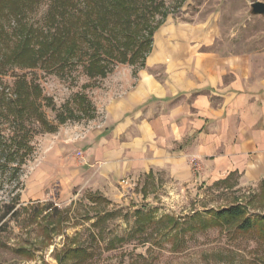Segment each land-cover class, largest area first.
Masks as SVG:
<instances>
[{
  "label": "rangeland",
  "instance_id": "374dc122",
  "mask_svg": "<svg viewBox=\"0 0 264 264\" xmlns=\"http://www.w3.org/2000/svg\"><path fill=\"white\" fill-rule=\"evenodd\" d=\"M256 2L264 0H188L166 24L172 18L184 25L218 21L227 47L264 48V16L252 14ZM23 3L0 0L2 33L20 14L37 29L47 30L58 20L56 0L30 2L29 8ZM61 6L73 9L71 3ZM118 66L131 69L134 79L142 70ZM111 74L92 80L78 66L67 71L15 68L0 77L8 89L20 77L38 84L41 108L58 127L54 134L32 127L34 150L18 174L10 156L0 151V264H264V177L247 181L231 174L183 186L166 174L151 173L115 189L75 187L73 173L66 170L75 157L69 142L75 127L102 117L103 98L123 88L121 79H113V86ZM80 95L89 101L83 112ZM59 115L69 118L66 124ZM16 129L0 119L2 137H13ZM232 207L242 208L244 217L218 216ZM246 218L254 225L242 231Z\"/></svg>",
  "mask_w": 264,
  "mask_h": 264
},
{
  "label": "crops",
  "instance_id": "0c3cea01",
  "mask_svg": "<svg viewBox=\"0 0 264 264\" xmlns=\"http://www.w3.org/2000/svg\"><path fill=\"white\" fill-rule=\"evenodd\" d=\"M169 21L137 79L118 67L110 78L123 88L103 98L96 123L75 127V187L115 189L151 173L183 186L264 177V48L227 47L218 21Z\"/></svg>",
  "mask_w": 264,
  "mask_h": 264
},
{
  "label": "trees",
  "instance_id": "16d2710c",
  "mask_svg": "<svg viewBox=\"0 0 264 264\" xmlns=\"http://www.w3.org/2000/svg\"><path fill=\"white\" fill-rule=\"evenodd\" d=\"M56 1L58 20L47 30L26 24L23 14L16 16L14 26H6L4 33L0 28V77L15 68L67 71L81 66L90 79L97 80L107 78L118 65L143 69L156 32L188 0ZM23 2V7L29 8L38 0ZM63 2L71 3L73 9L62 7ZM11 44L16 49H11ZM41 98L40 86L25 77L17 78L9 89L0 79V119L17 127L9 139L0 135V151L10 156L9 161L17 166L14 167L17 174L34 150L29 144L32 127L38 125L51 134L58 131L43 112ZM77 99L80 109L85 110L88 98L80 95ZM58 119L61 124L69 120L64 115H59ZM244 215L245 211L240 207L218 213L219 217L230 221ZM253 225L254 222L246 218L239 229L248 231Z\"/></svg>",
  "mask_w": 264,
  "mask_h": 264
},
{
  "label": "water",
  "instance_id": "95a60500",
  "mask_svg": "<svg viewBox=\"0 0 264 264\" xmlns=\"http://www.w3.org/2000/svg\"><path fill=\"white\" fill-rule=\"evenodd\" d=\"M251 7L253 15L264 16V2L253 3Z\"/></svg>",
  "mask_w": 264,
  "mask_h": 264
}]
</instances>
